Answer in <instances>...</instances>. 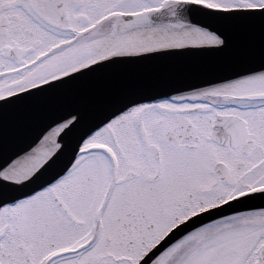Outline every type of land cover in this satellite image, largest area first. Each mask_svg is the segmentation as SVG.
<instances>
[{"label": "snow or ice", "instance_id": "6c2138e0", "mask_svg": "<svg viewBox=\"0 0 264 264\" xmlns=\"http://www.w3.org/2000/svg\"><path fill=\"white\" fill-rule=\"evenodd\" d=\"M0 264H264V0H0Z\"/></svg>", "mask_w": 264, "mask_h": 264}]
</instances>
